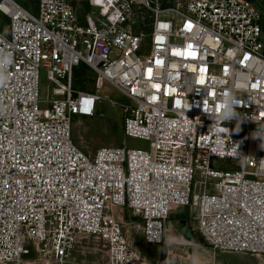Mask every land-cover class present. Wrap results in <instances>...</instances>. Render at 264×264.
<instances>
[{
    "label": "built area",
    "instance_id": "2783aa9c",
    "mask_svg": "<svg viewBox=\"0 0 264 264\" xmlns=\"http://www.w3.org/2000/svg\"><path fill=\"white\" fill-rule=\"evenodd\" d=\"M161 2L88 0L79 14L71 0H37L35 13L0 0V59L11 58L0 67V264H85L74 257L83 240L102 242L106 264H136L124 222L164 244L183 211L210 248L264 257L261 6ZM81 62L92 90L74 86ZM106 85L120 99L102 95ZM229 95L238 114L221 120ZM102 99L120 110L121 144L87 152L74 116ZM215 157L231 163L215 168Z\"/></svg>",
    "mask_w": 264,
    "mask_h": 264
},
{
    "label": "rangeland",
    "instance_id": "374dc122",
    "mask_svg": "<svg viewBox=\"0 0 264 264\" xmlns=\"http://www.w3.org/2000/svg\"><path fill=\"white\" fill-rule=\"evenodd\" d=\"M20 4L28 7L33 13L36 12L35 3L31 0H17ZM163 1V0H161ZM82 3V2H81ZM163 3V2H161ZM164 5L167 2L163 3ZM79 11L83 8L79 7ZM83 14V13H79ZM263 19V18H262ZM5 17L0 14V21ZM94 73L87 65L80 63L74 68V86L76 88L93 89L91 76ZM49 80L45 70L39 68L38 92L41 98L49 92ZM102 95H109L114 99H120V94L113 91L111 86L106 85L101 89ZM99 113L93 116H74L73 138L87 152L94 150L99 145H118L122 140V118L120 110L111 106L107 99L98 103ZM235 134L242 133V125H236ZM127 146L148 147V141L136 137H126ZM231 159L212 158L211 165L215 168L226 169ZM185 209V208H184ZM183 209V210H184ZM186 211V210H185ZM125 211H121L120 214ZM182 213H185L184 211ZM181 213H172L167 231V239L164 244H152L146 242L142 234L141 221L134 219L133 222H124V228L128 240L137 253L136 264H264V257L245 252L222 251L212 249L206 244H200L186 238L180 230ZM191 219V217H190ZM194 222L193 219H191ZM75 261L85 264H106L107 253L101 241L83 240L74 250Z\"/></svg>",
    "mask_w": 264,
    "mask_h": 264
},
{
    "label": "clouds",
    "instance_id": "9594fccd",
    "mask_svg": "<svg viewBox=\"0 0 264 264\" xmlns=\"http://www.w3.org/2000/svg\"><path fill=\"white\" fill-rule=\"evenodd\" d=\"M11 63V58L10 56H4L3 59H0V67L6 66ZM5 77L0 76V84L4 82ZM224 103V108L222 110L220 119L221 120H226V118H229L233 115H237L238 113L236 112V107L239 105V101L235 100L231 95L226 97L223 101ZM187 107V105H186ZM239 123V121H238ZM155 239H159V237H155Z\"/></svg>",
    "mask_w": 264,
    "mask_h": 264
},
{
    "label": "water",
    "instance_id": "95a60500",
    "mask_svg": "<svg viewBox=\"0 0 264 264\" xmlns=\"http://www.w3.org/2000/svg\"><path fill=\"white\" fill-rule=\"evenodd\" d=\"M180 230L183 233V235L190 239L191 241L197 242V243H201L204 244V240L191 229V226L189 225V223L187 221H185V219L181 220V224H180Z\"/></svg>",
    "mask_w": 264,
    "mask_h": 264
},
{
    "label": "crops",
    "instance_id": "0c3cea01",
    "mask_svg": "<svg viewBox=\"0 0 264 264\" xmlns=\"http://www.w3.org/2000/svg\"><path fill=\"white\" fill-rule=\"evenodd\" d=\"M16 2H18L17 0H15ZM36 1L37 0H31L30 2H32V3H30V4H34L35 3V5H36ZM72 1V3H73V5L76 7V9L77 10H79L78 8L79 7H82L83 8V10L82 11H79V13H84V11L88 8V0H71ZM82 2V3H81ZM19 3V2H18ZM20 4V3H19ZM20 5H22V4H20ZM23 6V5H22ZM23 7H25V6H23ZM25 8H27L28 10H29V8L28 7H25ZM96 112H98L99 113V110H97ZM93 116V115H92ZM122 210H119V212H118V215H122V214H120V212H121Z\"/></svg>",
    "mask_w": 264,
    "mask_h": 264
},
{
    "label": "trees",
    "instance_id": "16d2710c",
    "mask_svg": "<svg viewBox=\"0 0 264 264\" xmlns=\"http://www.w3.org/2000/svg\"><path fill=\"white\" fill-rule=\"evenodd\" d=\"M257 1H258V4L261 6V9H262V16H263L262 24L264 26V0H257ZM162 2L163 3L167 2V0H163ZM0 24H1V22H0ZM181 214H184V213H181Z\"/></svg>",
    "mask_w": 264,
    "mask_h": 264
}]
</instances>
